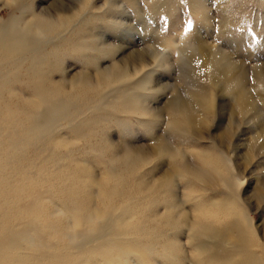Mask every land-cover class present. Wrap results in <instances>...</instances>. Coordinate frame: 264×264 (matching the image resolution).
I'll use <instances>...</instances> for the list:
<instances>
[{"label":"rangeland","instance_id":"rangeland-1","mask_svg":"<svg viewBox=\"0 0 264 264\" xmlns=\"http://www.w3.org/2000/svg\"><path fill=\"white\" fill-rule=\"evenodd\" d=\"M50 25L58 29L44 33L42 40L33 37ZM0 26L1 264L18 263L11 261L18 254L16 237L2 231L11 223L12 215L17 217L16 228L32 235L40 233L37 241L42 246L39 250H44L39 251L42 258L53 256L59 246L57 258L61 255L65 262L67 257L69 264H74L76 257L75 264H241L258 258L264 262V134L256 137L258 131L264 133V83L254 72L257 66L264 71V0H0ZM207 44L240 61L232 73L247 71L260 118L251 120L254 111L245 114L233 94L221 95L218 86L216 92L213 90L197 51ZM155 51L160 56L159 65L152 62ZM139 52L150 65L140 66L137 73L132 70L131 55ZM19 64L22 67H17ZM125 72L131 76L124 77ZM176 96L187 99L191 109L175 105ZM169 120L178 123L174 129ZM43 175L49 177L47 182ZM21 188L24 191H18ZM124 206L132 208L127 211ZM90 213H103L99 229L107 225L118 229L113 243L111 238L99 245L92 243L86 248L88 255L83 256L62 232L66 226L79 224L82 234V223ZM200 213L208 217L199 219ZM93 216L92 223L97 221ZM195 219L200 228L194 225ZM127 220L133 230L119 229ZM52 223L59 234L50 229ZM246 232L249 237L245 242L240 236Z\"/></svg>","mask_w":264,"mask_h":264},{"label":"bare ground","instance_id":"bare-ground-1","mask_svg":"<svg viewBox=\"0 0 264 264\" xmlns=\"http://www.w3.org/2000/svg\"><path fill=\"white\" fill-rule=\"evenodd\" d=\"M21 17V16H20ZM18 18V17H17ZM16 18V19H17ZM21 19V18H20ZM62 20V19H61ZM52 21V20H51ZM56 20H54V22H55ZM57 21H59V20H57ZM68 21V20H67ZM18 22V21H17ZM24 23V22H23ZM26 23V22H25ZM63 23H65V22H63ZM74 24V23H73ZM1 27V26H0ZM22 27V26H21ZM31 27V26H30ZM74 27V26H73ZM8 28V27H7ZM48 29H44V26H43V29L42 28H40L41 30H39V31H37L36 33H35V36H33V37H37L39 40H42L45 36L43 35L44 33L45 34H48L47 32H51L52 33V31H55L56 29H58L57 28V26H52V25H50L49 27H47ZM68 28V27H67ZM66 28V29H67ZM11 29V28H10ZM14 29H15V27H14ZM28 29H31V28H28ZM72 29V28H71ZM3 30H4V28H3ZM18 30V29H17ZM34 30V29H33ZM63 30V29H62ZM24 31V30H23ZM29 31V30H28ZM61 31V30H60ZM73 31H74V29H73ZM2 32V31H1ZM58 31H56V33H57ZM69 32V31H68ZM71 32V31H70ZM6 33V32H5ZM24 33V32H23ZM31 33H33V32H31ZM63 33V32H62ZM55 34V33H54ZM61 34V33H60ZM0 35H2V34H0ZM15 35V34H14ZM50 35V34H49ZM58 34H56V36H57ZM12 36H13V34H12ZM64 36H65V33H64ZM6 37V36H5ZM25 37H27V36H25ZM43 37V38H42ZM50 38V37H49ZM62 38H63V36H62ZM7 39H9V38H7ZM51 39H52V37H51ZM10 40V39H9ZM17 40V39H16ZM48 41H50L49 39H47ZM11 41V40H10ZM53 41V40H52ZM40 42V41H39ZM12 43L14 44V42L12 41ZM21 43V42H20ZM48 43V42H47ZM52 43V42H51ZM1 44V43H0ZM26 44V43H25ZM20 45V44H19ZM26 45H29L28 44V42H27V44ZM38 45V44H37ZM48 45V44H47ZM54 45V44H53ZM56 45V44H55ZM84 44H82L81 46H83ZM21 46V45H20ZM44 46H46V45H44ZM50 46V45H49ZM42 47V46H41ZM110 47V46H109ZM205 47V49L204 50H202L201 49V47H200V49H197V51H198V53H199V55H201V62H202V65H201V67L203 68V70L204 71H206L208 74H209V76H210V80L212 81L211 83L213 84V90L216 92L217 90H216V86H218L219 87V92L221 93V95H225V93H231V94H233L234 95V99H235V101H236V103L239 105V106H242V107H244V113L246 114L248 111H254V114L250 117L251 118V120H253V119H255V118H260V116H261V113L258 111V108L257 107H259L258 106V103H257V99L254 97V94L252 93V91H251V86L250 85H252L251 83H250V79H249V76H248V73H247V71L246 70H243V71H241V72H239V73H237V74H233L232 73V70H233V68L240 62V61H237V60H235L232 56H230V54L229 53H227V52H225V51H223V50H219V49H217V48H215V47H213V46H211V45H209V44H207V45H205L204 46ZM21 48V47H20ZM45 48V47H44ZM8 49V48H7ZM34 49V48H33ZM37 49V48H36ZM47 49V48H46ZM52 51L54 52V48L52 47ZM110 49V48H109ZM12 51V50H11ZM23 51H24V49H23ZM29 51V50H28ZM37 51H38V49H37ZM42 51L43 50H41V53H42ZM58 51V50H57ZM97 51V50H96ZM10 52V51H9ZM27 52V51H26ZM40 52V51H39ZM44 52H46V51H44ZM48 52V51H47ZM51 52V51H50ZM48 53V54H51V53ZM2 53V52H1ZM19 53H21V52H19ZM32 53V52H31ZM30 53V54H31ZM37 53V52H36ZM40 53V54H41ZM56 53V52H55ZM156 53H158L157 51H155L154 52V54L152 53V62H154L155 64H160V56L159 55H156ZM13 54V53H12ZM30 54H28V55H30ZM45 54V53H44ZM8 55V54H7ZM5 56L6 58L8 57V56ZM52 55H54V54H52ZM145 54L144 53H141V52H139L138 54H132L131 55V59H132V62L134 63V65H133V68H132V70H134V71H137V73L139 72V70H141V69H143L144 67H146L147 65H150V63L147 61V58H146V56H144ZM49 56V55H48ZM47 56V57H48ZM13 57H14V55H13ZM28 57V56H27ZM26 57V58H27ZM31 57V56H30ZM30 57H28V58H30ZM46 57V58H47ZM52 57V56H51ZM50 57V58H51ZM4 58V57H3ZM45 58V57H44ZM18 59V58H17ZM22 59V58H21ZM19 60V59H18ZM3 61V60H2ZM6 61V60H5ZM8 61H9V59H8ZM14 61V60H13ZM12 61V62H13ZM25 61V60H24ZM40 61H42V60H40ZM21 63H22V61H21ZM41 63V62H40ZM6 64V63H5ZM7 64H9V63H7ZM6 64V65H7ZM12 64V63H11ZM14 64V63H13ZM16 64L17 63H15V67H16ZM33 64V63H32ZM115 64V63H114ZM125 64V63H124ZM1 66H3L2 64H0ZM10 65V64H9ZM26 65V64H25ZM41 65V64H40ZM22 66H23V63H22ZM22 66H20V64H19V66H17V67H22ZM31 66V65H30ZM123 66V65H122ZM140 66H141V69H140ZM7 67V66H6ZM10 67V66H9ZM27 67H28V65H27ZM33 67V66H32ZM39 67V66H38ZM38 67H37V69H38ZM156 67V66H155ZM40 68V67H39ZM7 69H10V68H7ZM6 69V70H7ZM30 69V68H29ZM32 69V68H31ZM101 69V68H100ZM108 69V68H107ZM14 70H16V72H17V69H15L14 68ZM28 70V69H27ZM35 70H36V68H35ZM104 70H106V69H104ZM255 71V74H256V78H259L260 79V81L262 82V83H264V71H262V69H260V67L259 66H257V67H255V69H254ZM10 71V70H9ZM19 71V70H18ZM28 71H30V70H28ZM27 71V72H28ZM33 71V69L30 71V72H32ZM102 71V70H101ZM100 71V72H101ZM110 71H112V70H110ZM8 72V71H7ZM27 72H25V73H27ZM36 72V71H35ZM34 72V73H35ZM99 72V71H98ZM107 72V71H106ZM121 72V71H120ZM2 73V72H1ZM20 73H22V72H20ZM24 73V74H25ZM40 74L39 75H42L41 74V72H39ZM50 73V72H49ZM236 73V72H235ZM3 74V73H2ZM37 74V73H36ZM46 74H48L47 72H46ZM98 74H101V73H98ZM4 75H6V76H8L7 75V73L6 74H4ZM18 77H19V75H21V74H16ZM33 75V74H32ZM88 75V74H87ZM109 75V74H108ZM5 76V77H6ZM27 76V75H26ZM31 76V75H30ZM29 76V77H30ZM43 76H44V74H43ZM42 76V78H44ZM49 76V75H48ZM47 76V77H48ZM116 76V75H115ZM123 76L124 77H129V76H131V73H129V72H125L124 74H123ZM14 77V76H13ZM38 77V76H37ZM117 77V76H116ZM120 77H122L121 75H120ZM20 78H21V76H20ZM41 78V77H40ZM51 78H52V76H51ZM76 78V77H75ZM74 78V79H75ZM87 78V77H86ZM123 78V77H122ZM255 78V79H256ZM9 79V78H8ZM11 79V78H10ZM19 79V78H18ZM17 79V80H18ZM24 79V78H23ZM97 79V78H96ZM95 79V80H96ZM108 79V78H107ZM125 79V78H124ZM123 79V80H124ZM128 79V78H127ZM24 80H26V79H24ZM39 80H42V79H39ZM47 80V79H46ZM51 80V79H50ZM79 80V79H78ZM89 80V79H88ZM95 80H93V81H95ZM2 81H3V77H2ZM22 81V80H21ZM35 81H37L36 79H35ZM121 81V80H120ZM8 82H10L9 80H8ZM47 82V81H46ZM46 82H44V83H46ZM52 82V81H51ZM50 82V83H51ZM58 82V81H57ZM56 82V83H57ZM59 82H61V81H59ZM64 82V81H63ZM92 82V81H91ZM96 82H97V80H96ZM62 83V82H61ZM71 83V82H70ZM86 83H87V80H86ZM93 83V82H92ZM105 83V82H104ZM113 83H115V82H113ZM121 83V82H120ZM29 84V83H28ZM48 84L49 83H47V86H48ZM81 84H82V82H81ZM94 84H95V82H94ZM122 84H123V82H122ZM261 84V83H260ZM37 85V84H36ZM58 85H62V84H59L58 83ZM66 86H67V84H65ZM75 85V84H74ZM86 85V84H85ZM44 86H45V84H44ZM47 86H46V88H47ZM71 86H72V84H71ZM76 86V85H75ZM98 86V85H97ZM253 86V85H252ZM62 87V86H61ZM63 87H64V84H63ZM93 87V86H92ZM45 88V87H44ZM51 89V87H48V89ZM56 88H59V87H56ZM94 88V87H93ZM106 88V87H105ZM104 88V89H105ZM114 89H115V87H113ZM119 88V87H118ZM40 89V88H39ZM49 89V90H50ZM63 89V88H62ZM123 89V88H122ZM49 90H47V91H49ZM66 90V89H65ZM64 90V91H65ZM89 90H90V88H89ZM109 90V89H108ZM12 91H13V93H14V90L12 89ZM16 91V90H15ZM36 91V90H35ZM40 91H41V89H40ZM39 91V92H40ZM43 91H46V89L45 90H43ZM43 91H41V92H43ZM46 91V92H47ZM59 91V90H58ZM36 92H38V91H36ZM35 92V93H36ZM66 92V91H65ZM101 92V91H100ZM113 92V91H112ZM112 92H110V93H112ZM120 92V91H119ZM50 93V92H49ZM71 93V92H70ZM93 93V92H92ZM198 93V92H197ZM45 94V93H44ZM57 94V93H56ZM55 94V95H56ZM59 94V93H58ZM63 94H66V93H63ZM69 94V93H68ZM77 93H75V94H72V95H76ZM96 94V93H95ZM98 94V93H97ZM100 94V93H99ZM200 94V93H199ZM202 94H203V92H202ZM1 95V94H0ZM39 95V94H38ZM47 95V94H46ZM54 95V94H53ZM83 95V94H82ZM101 95V94H100ZM99 95V96H100ZM103 95H105V94H103ZM19 96V95H18ZM36 96V95H35ZM45 96V95H44ZM50 96V95H49ZM69 96L70 97H72L70 94H69ZM91 96V95H90ZM102 96V95H101ZM114 96V95H113ZM112 96V97H113ZM21 97V96H20ZM37 97V96H36ZM48 97V96H47ZM60 97H62V96H60ZM60 97H59V99H60ZM75 97V96H74ZM84 97V96H83ZM83 97H82V99H83ZM105 97V96H104ZM107 97V96H106ZM123 97V96H122ZM130 97V96H129ZM141 97V96H140ZM49 99H50V97H48ZM65 98H67V97H65ZM76 98H77V96H76ZM85 98H87L86 97V95H85ZM108 98H111V97H108ZM204 98V97H203ZM20 99V98H19ZM34 99H36V98H34ZM53 99H54V97H53ZM55 99H57V97L55 98ZM72 98H70L69 100H71ZM75 99V98H74ZM73 99V100H74ZM80 99V98H79ZM81 99V100H82ZM93 100L95 99L96 100V98H92ZM122 99V98H121ZM134 99V98H133ZM136 99V98H135ZM190 99V98H189ZM205 99V98H204ZM6 100V99H5ZM17 100V99H16ZM31 100V99H30ZM37 100V99H36ZM35 100V101H36ZM63 100H65V99H63ZM86 100V99H85ZM94 100V101H95ZM106 100V99H105ZM104 100V101H105ZM128 100H129V98H128ZM174 100H175V105L177 104V105H179L180 107H184V106H186V107H188V109L190 108L191 109V107H189L190 106V104L188 103V101H187V99H184L182 96H176L175 98H174ZM14 101V100H13ZM23 101V100H22ZM32 101H34L33 99H32ZM55 101V100H54ZM66 101H67V99H66ZM76 101V100H75ZM75 101H73V102H75ZM110 101V100H109ZM192 101V100H191ZM194 101H195V99H194ZM25 102H26V100H25ZM28 102V101H27ZM26 102V103H27ZM39 102H40V100H39ZM43 102V101H42ZM42 102H41V104L40 105H42ZM56 102V101H55ZM79 102V101H78ZM99 102V101H98ZM108 102V101H107ZM137 102V101H136ZM24 103V102H23ZM37 103V102H36ZM49 103V102H48ZM72 103V102H71ZM82 103H83V101H82ZM87 103V102H86ZM110 103V102H109ZM193 103V102H192ZM235 103V102H234ZM18 104V103H17ZM16 104V105H17ZM29 104V103H28ZM33 104V103H32ZM38 104V103H37ZM56 104V103H55ZM72 104H74V103H72ZM75 104H76V102H75ZM89 104V103H88ZM103 104V103H102ZM119 104V103H118ZM121 104V103H120ZM195 104V103H194ZM22 105H24V104H22ZM79 105H81V104H79ZM87 105V104H86ZM139 105V104H138ZM141 105V104H140ZM172 105V104H171ZM174 105V104H173ZM201 104H199V106H200ZM119 106V105H118ZM197 106V105H196ZM206 106V105H205ZM21 107H23V106H21ZM35 107V106H34ZM41 107V106H40ZM79 107V106H78ZM114 107H115V105H114ZM139 107V106H138ZM141 107V106H140ZM147 107V106H146ZM145 107V108H146ZM195 107V106H194ZM198 107V106H197ZM24 108V107H23ZM31 107H29V109H30ZM36 108V107H35ZM35 108H32V109H35ZM38 108V107H37ZM36 108V109H37ZM82 108V107H81ZM136 108V107H135ZM174 108V107H173ZM193 108V107H192ZM196 108V107H195ZM202 108H203V106H202ZM201 108V109H202ZM207 108H209V107H207ZM239 108V107H238ZM53 109V108H52ZM51 109V110H52ZM65 109V108H64ZM72 109V108H71ZM70 109V110H71ZM127 109V108H126ZM126 109H125V111H126ZM148 109H149V107H148ZM189 109V110H190ZM243 109V108H242ZM25 110V109H24ZM26 110H28V108H26ZM42 110V109H41ZM54 110V109H53ZM61 110H63V108L61 109ZM76 110V109H75ZM132 110V112H133V109H131ZM169 110V109H168ZM188 110V111H189ZM29 111H31V110H29ZM28 111V112H29ZM40 111V110H39ZM57 112H58V110H56ZM78 111V110H77ZM149 111V110H148ZM36 112V111H35ZM72 112V111H71ZM74 112V111H73ZM72 112V113H73ZM135 112H140V110H136ZM142 112V111H141ZM151 112V111H150ZM149 112V113H150ZM189 112H193L192 110L191 111H189ZM206 112V111H205ZM59 113V112H58ZM154 113H157L156 111L154 112ZM172 113V116H173V112H171ZM185 113V112H184ZM31 114V113H30ZM71 114V113H70ZM188 114V113H187ZM192 113H190V115H191ZM207 114V113H206ZM210 114V113H209ZM34 115V114H33ZM39 115L41 116V114L39 113ZM38 115V116H39ZM154 115V114H153ZM176 115V114H175ZM21 116V115H20ZM63 116V115H62ZM154 116H156V115H154ZM157 116H159L158 114H157ZM155 117L157 120H160L159 119V117ZM74 116L72 115V118H73ZM176 117L177 116H175V119H176ZM190 116H189V114H188V118H189ZM22 118V117H21ZM31 118H32V116H31ZM161 118H163V117H161ZM192 118H193V115H192ZM199 118V117H198ZM42 119V118H41ZM53 119H55L54 117H53ZM196 119V118H195ZM206 119V118H205ZM16 120V119H15ZM69 120H70V117H69ZM163 120V119H162ZM173 120V119H172ZM170 121L169 122V124H170V126H171V128H173L174 127V125H176V123L177 122H174V121ZM177 120H178V118H177ZM179 120H181V119H179ZM197 120V119H196ZM203 120V119H202ZM260 120V119H259ZM263 120V119H262ZM21 121V120H20ZM20 121H19V123H20ZM34 121V120H33ZM189 121V120H188ZM51 122V121H50ZM59 122H61V120L59 121ZM197 122V121H196ZM263 122V121H262ZM12 123V122H11ZM18 123V124H19ZM33 123V122H32ZM41 123V122H40ZM57 123V122H56ZM190 123V122H189ZM34 124V123H33ZM178 124V123H177ZM180 124V123H179ZM181 124H182V122H181ZM183 124H185V122H183ZM7 125V124H6ZM35 125V124H34ZM31 126V125H30ZM33 126V125H32ZM52 126V125H51ZM173 126V127H172ZM186 126V125H185ZM190 126V125H189ZM263 127H264V125H263ZM1 128V127H0ZM31 128V127H30ZM47 128V127H46ZM51 128H53V127H51ZM51 128H50V130H51ZM179 128V127H178ZM189 128V127H188ZM200 128V127H199ZM198 128V129H199ZM13 129V128H12ZM16 129V128H15ZM22 129V128H21ZM34 128H32V131H36V130H33ZM174 129V128H173ZM31 130V129H30ZM53 130V129H52ZM23 131V130H22ZM32 131H31V133H32ZM49 131V130H48ZM7 132H9V131H7ZM30 132V131H29ZM47 132V131H46ZM10 133V132H9ZM13 134V133H12ZM263 132L262 131H258L257 132V134H256V137H258V138H260L261 136H263ZM10 135V134H9ZM53 135V134H52ZM8 136V135H7ZM34 136V135H33ZM33 136H31V137H33ZM36 136V135H35ZM45 136V135H44ZM87 136V135H86ZM30 137V136H29ZM9 138V137H8ZM19 138V137H18ZM163 139H164V137H162ZM26 140H27V138H25ZM32 139V138H31ZM41 139V138H40ZM43 139V138H42ZM86 139V138H85ZM13 141L14 140H16V139H12ZM20 140H23V139H20ZM26 140H24V141H26ZM106 140V139H105ZM11 141V140H10ZM19 141V140H18ZM28 142H29V140H28ZM107 142V141H106ZM159 142V141H158ZM20 143V142H19ZM18 143V144H19ZM22 143V142H21ZM108 143V142H107ZM10 144V143H9ZM12 144V143H11ZM10 144V145H11ZM25 144V143H24ZM27 144V143H26ZM29 144V143H28ZM110 144V143H109ZM108 144V147H110V145ZM37 145V144H36ZM46 145V144H45ZM107 144H105L104 146H106ZM161 145V144H160ZM164 145V144H163ZM12 146V145H11ZM15 146V145H14ZM17 146V145H16ZM19 146H20V144H19ZM26 146V145H25ZM162 146V145H161ZM262 146V145H261ZM22 147V146H21ZM21 147H20V149H21ZM46 147H47V145H46ZM163 147V146H162ZM165 147H166V145H165ZM264 147V146H263ZM11 148V147H10ZM24 148V147H23ZM14 149V148H13ZM12 149V150H13ZM48 149V148H47ZM105 149H106V147H105ZM108 149V148H107ZM26 150V149H25ZM24 150V151H25ZM37 150V149H36ZM39 150V149H38ZM41 150V149H40ZM51 150V149H50ZM49 150V151H50ZM109 150V149H108ZM11 151V150H10ZM16 151V150H15ZM17 151H19V152H17ZM16 152L17 153H20V150H17ZM24 151H21V153L22 152H24ZM27 151V150H26ZM54 151V150H53ZM106 151V150H105ZM162 151H164V150H162ZM15 152V153H16ZM46 152V151H45ZM161 152V151H160ZM16 153V154H17ZM40 153V152H39ZM38 153V154H39ZM162 153V152H161ZM44 153H42V155H43ZM46 154H47V152H46ZM110 154L112 155V152H110ZM12 155V154H11ZM154 155V154H153ZM159 155V154H158ZM163 155H164V153H163ZM25 156V155H24ZM49 157L51 156V158H52V156L53 155H48ZM45 157V156H44ZM48 157V158H49ZM152 157V156H151ZM158 157V156H157ZM181 157V156H180ZM21 158V157H20ZM38 158V157H37ZM114 158H115V156H114ZM9 159V158H8ZM13 159V158H12ZM12 159H11V161H12ZM14 159H15V157H14ZM17 159V158H16ZM22 159V158H21ZM20 159V160H21ZM35 159V158H34ZM42 159V158H41ZM54 159V158H53ZM10 160V159H9ZM51 160V159H50ZM55 160V159H54ZM118 160V159H117ZM126 160V159H125ZM148 160V159H147ZM146 160V161H147ZM182 160V159H181ZM38 161H40V160H38ZM114 161V160H113ZM18 162V161H17ZM25 162V161H24ZM144 162V161H143ZM148 162V161H147ZM184 162V161H183ZM2 163V162H1ZM12 163V162H11ZM26 163H28V162H26ZM29 163H30V161H29ZM39 163H41V162H39ZM3 164H5V163H3ZM10 164V163H9ZM31 164V163H30ZM42 164V163H41ZM124 164V163H123ZM184 164V163H183ZM28 165V164H27ZM34 165V164H33ZM35 165H37V161H36V164ZM44 165H45V163H44ZM110 165V164H109ZM125 165H126V163H125ZM175 165V164H174ZM0 166H1V164H0ZM3 166V165H2ZM5 166V165H4ZM4 166L3 167H1V168H3V169H6V168H9V167H6V168H4ZM19 166V165H18ZM38 166H39V164H38ZM41 166V165H40ZM46 166V165H45ZM136 166V165H135ZM141 166V165H140ZM22 167V166H21ZM41 167H43V166H41ZM118 167V166H117ZM123 167H125V166H123ZM180 167V166H179ZM183 167V166H182ZM15 168V167H14ZM23 168V167H22ZM34 168V167H33ZM40 168V167H39ZM112 168L114 169V167L112 166ZM137 168V167H136ZM139 168V167H138ZM17 169V168H16ZM27 169H28V167H27ZM27 169L25 170V172H27ZM42 169V168H41ZM119 169V168H118ZM118 169H116V170H118ZM127 169V168H126ZM125 169V170H126ZM12 170V169H11ZM29 170V169H28ZM115 170V172H117ZM120 170V169H119ZM124 170V169H123ZM4 171V170H3ZM9 171V170H8ZM14 172L13 173H17L15 170H13ZM19 171H23L24 172V170H19ZM33 171H35V169H33ZM82 171V170H81ZM114 171V170H113ZM43 172V171H42ZM110 172V171H109ZM210 172V171H209ZM30 173V172H29ZM32 173V172H31ZM36 173V172H35ZM37 173H39V172H37ZM44 173H46V172H44ZM78 173V172H77ZM80 173V172H79ZM118 173H120V172H118ZM8 174V173H7ZM26 175H27V173H25ZM25 174H24V176H25ZM42 174V173H41ZM58 174V173H57ZM137 174V173H136ZM4 175V174H3ZM6 175V174H5ZM28 175H30V174H28ZM35 175V174H34ZM39 175V174H38ZM38 175H35V176H38ZM65 175V174H64ZM130 175V174H129ZM128 175V176H129ZM1 176V175H0ZM22 176V175H21ZM32 176V175H31ZM30 176V177H31ZM41 176V175H40ZM58 176V175H57ZM65 176H67L68 177V175H65ZM121 176V175H120ZM13 177V176H12ZM19 177V176H18ZM34 177V176H33ZM53 177V176H52ZM174 177H175V174H174ZM210 177V176H209ZM24 178V177H23ZM29 178V177H28ZM32 178V177H31ZM43 178H44V175H43ZM49 177L47 176V179H48ZM51 178V177H50ZM104 178V177H103ZM109 179H110V177H108ZM167 178V177H166ZM9 179V178H8ZM16 179V178H15ZM17 179H19V178H17ZM16 179V180H17ZM25 179V178H24ZM26 179H27V177H26ZM25 179V180H26ZM33 179V178H32ZM42 179V178H41ZM45 179V180H44ZM44 179H42V180H44V181H46L47 179L46 178H44ZM51 179H53V178H51ZM57 179V178H56ZM136 179V178H135ZM134 179V180H135ZM29 180V179H28ZM35 180H36V178H35ZM128 180V179H127ZM133 180V179H132ZM165 180V179H164ZM11 181V180H10ZM30 181H32V180H30ZM131 181V180H130ZM167 181H169V180H167ZM16 182V181H15ZM22 182H23V180H22ZM27 182V181H26ZM47 182V181H46ZM85 182V181H84ZM121 182V181H120ZM119 182V183H120ZM134 182V181H133ZM35 183H36V181H35ZM38 183V182H37ZM40 183H43V181L42 182H40ZM130 183V182H129ZM132 183V182H131ZM20 184V183H19ZM22 184V183H21ZM20 184V185H21ZM106 184V183H105ZM33 185H34V182H33ZM110 185H112V184H110ZM117 185H119L118 183H117ZM11 186V185H10ZM12 186H14L13 184H12ZM22 186H23V184H22ZM21 186V187H22ZM24 186H25V184H24ZM1 187V186H0ZM6 187V186H5ZM20 187V186H19ZM67 187V186H66ZM104 187V186H103ZM109 187V186H108ZM68 188V187H67ZM105 188V187H104ZM121 188V187H120ZM126 188V190H127V187H125ZM139 188V187H138ZM2 189H5V188H2ZM13 189V188H12ZM22 189L23 188H21V190H19L18 189V191H22ZM144 189V188H143ZM7 190V189H6ZM10 190V189H9ZM17 190V189H16ZM119 190V189H118ZM122 190H124V188L122 189ZM131 190H132V188H131ZM146 190V189H145ZM151 190V189H150ZM17 191V192H18ZM23 191H24V189H23ZM27 191V190H26ZM102 191V190H101ZM140 191V190H139ZM143 191V190H142ZM149 191V190H148ZM16 192V193H17ZM107 192V191H106ZM125 192V191H124ZM144 192V191H143ZM4 193V192H3ZM8 193V192H7ZM16 193H15V196H16ZM27 193V192H26ZM128 193V192H127ZM134 193V192H133ZM135 193H136V191H135ZM10 194V193H9ZM22 194H24V193H22ZM21 194V195H22ZM78 194V193H77ZM100 194V193H99ZM108 194V193H107ZM138 195H140L139 193H137ZM147 194V193H146ZM155 194V193H154ZM6 195V194H5ZM8 195V194H7ZM18 195V194H17ZM73 195H75V194H73ZM79 195V194H78ZM77 195V196H78ZM83 195V194H82ZM121 195V194H120ZM9 196V195H8ZM61 196V195H60ZM100 196V195H99ZM125 196V195H124ZM129 196H131L130 194H129ZM137 196V195H136ZM148 196V195H147ZM150 196V195H149ZM101 197V196H100ZM117 197V196H116ZM128 197V196H127ZM140 197V196H139ZM76 198H78V197H76ZM121 198V197H120ZM132 198V197H131ZM138 198V197H137ZM1 199H2V197H1ZM7 199V198H6ZM9 199H11V197L9 198ZM14 199H15V197H14ZM13 199V200H14ZM110 199V198H109ZM118 199V198H117ZM132 199H134V198H132ZM136 199V198H135ZM89 200V199H88ZM96 200V199H95ZM11 201V200H10ZM64 201V200H63ZM68 201V200H67ZM86 201V200H85ZM99 201H101V199L99 200ZM98 201V202H99ZM138 201H140V200H138ZM4 202V201H3ZM12 202V201H11ZM80 202V201H79ZM13 203V202H12ZM91 203V202H90ZM101 203V202H100ZM109 203V202H108ZM108 203H106L107 205H108ZM120 203V202H119ZM128 203H129V201H128ZM131 203V202H130ZM132 203H135V202H132ZM14 204V203H13ZM13 204H12V206H13ZM19 204V203H18ZM121 204V203H120ZM148 204V203H147ZM28 205V204H27ZM74 205V204H73ZM95 205H97L96 203H95ZM94 205V206H95ZM117 205H118V203H117ZM134 205V204H133ZM152 205V204H151ZM18 206H20V205H18ZM22 206H23V204H22ZM31 206H33V205H31ZM93 206V205H92ZM98 206V205H97ZM102 206V205H101ZM137 206V205H136ZM136 206H135V208H136ZM9 207V206H8ZM72 207V206H71ZM81 207V206H80ZM84 207V206H83ZM103 207V206H102ZM105 207V206H104ZM117 207V206H116ZM115 207V208H116ZM138 207V206H137ZM18 208V207H17ZM77 208V207H76ZM98 208V207H97ZM124 208H126V210H127V208H132V207H126V206H124ZM123 208V209H124ZM143 208V207H142ZM149 208H151V207H149ZM169 208V207H168ZM14 209H15V206H14ZM21 209V208H20ZM30 209H31V207H30ZM29 209V210H30ZM122 209V210H123ZM1 210V209H0ZM11 210V209H10ZM19 210V209H18ZM35 210V209H34ZM78 210H79V208H78ZM81 210V209H80ZM92 210H93V208H92ZM107 210V209H106ZM141 210V209H140ZM139 210V211H140ZM168 210V209H167ZM12 211V210H11ZM38 211V210H37ZM128 211V210H127ZM130 211V210H129ZM132 211H133V209H132ZM0 212H2V210L0 211ZM20 212V211H19ZM30 212V211H29ZM32 212V211H31ZM38 212H40V210L38 211ZM93 212H96V211H93ZM92 212V213H93ZM145 212V211H144ZM148 212V211H147ZM151 213H152V211H150ZM149 212V215L151 214ZM154 212V211H153ZM167 212V211H166ZM181 212V215H183V214H185V213H182V211H180ZM3 213V212H2ZM26 213V212H25ZM35 213V212H34ZM44 213V212H43ZM130 213V212H129ZM133 213H134V211H133ZM141 213V212H140ZM146 213V212H145ZM144 213V214H145ZM157 213V212H156ZM179 213V212H178ZM207 213V212H206ZM206 213H205V215H206ZM30 214V213H29ZM35 214H37V213H35ZM35 214H34V216H35ZM41 214V213H40ZM40 214H38L39 216H40ZM137 214H139V212L137 213ZM143 214V213H142ZM162 214V213H161ZM172 214V213H171ZM187 214V213H186ZM204 214V213H203ZM208 214V213H207ZM0 215H1V213H0ZM92 215H94L95 216V220L97 219V221L98 220H102L103 219V213H102V215H96L95 213L94 214H89V216H87L86 218H85V221H84V223H82V224H85V225H82V226H84L83 228V231L84 232H82V234L80 233V229L78 230V228H80V227H78V225H76V224H74V226H72V225H70L69 226V228H66L65 227V231H63L62 232V234L65 236V238H66V240L67 241H69V242H71V244H70V246L71 247H73V249H78L79 251L81 250L82 251V253H81V251H80V255H83V256H85V255H88V254H86V252L90 249V247H91V244L92 243H97L98 245H99V243H103V241H104V239H110L111 238V242L113 241L114 242V237L113 236H115L114 234L116 233V230L118 229V228H115V225L112 227V226H110V225H107L105 228H103V229H99L98 227L100 226L99 225V223H100V221H94V223H92L91 222V219H92ZM130 215H131V213H130ZM134 215V214H133ZM132 215V216H133ZM148 215V214H147ZM153 215V214H152ZM169 215V214H168ZM198 215V214H197ZM215 215H216V213H215ZM7 216V215H6ZM33 216V215H32ZM47 216V215H46ZM50 216V215H49ZM57 216V215H56ZM93 216V217H94ZM127 216H129V215H127V214H125V216L124 217H127ZM137 215H135V217H136ZM165 216V215H164ZM174 216H175V211H174ZM210 216V215H209ZM36 217V216H35ZM52 217H54V216H52ZM120 217V216H119ZM135 217H134V219H135ZM138 217V216H137ZM145 217V216H144ZM143 217V218H144ZM157 217V216H156ZM207 217H208V215H207ZM206 216H204V215H201V213H200V216H198V218L199 219H206L207 218ZM22 218V217H21ZM23 218H25V217H23ZM34 218V217H33ZM105 218V217H104ZM152 218V217H151ZM155 218V217H154ZM5 219V218H4ZM11 223L10 224H8V226L6 227L5 226V228H4V226H3V230L2 231H4L5 233H11V234H13V236L15 235V237H16V241H15V244H16V251L18 252V254L15 256V258L13 257V259L11 260V261H13V262H18L17 264H69V263H66V261H67V255H65V259H66V261L64 262V260H63V258L61 259V255H60V258H57V252H58V250H57V248H59V246L58 247H56V249H55V251H56V254H55V251H54V254L56 255V257H55V255L54 254H52L53 256H50L49 255V258L48 259H46L47 257L46 256H44L45 258H42L40 255H39V251H41V253H43L44 252V250H43V252H42V250H39L40 249V247L39 246H41V244L40 243H38L39 241H37V239H39V237H40V233H39V236H38V234H36L35 232H34V234L32 235L31 233H27V230H22L21 228H16V226H17V222H16V219H17V217H15L14 215H12L11 216ZM31 219V218H30ZM77 219V218H76ZM120 219V218H119ZM118 219V220H119ZM124 221H126L125 220V218H122ZM127 219V218H126ZM132 219H133V217H132ZM140 220H141V218H139ZM149 219H150V217H149ZM180 219V218H179ZM182 219V218H181ZM79 220H81V219H79ZM158 220V219H157ZM167 220V219H166ZM175 220V219H174ZM196 220V224H194V225H198L197 227H199L200 225V222L197 220V219H195ZM208 220V219H207ZM215 220V219H214ZM6 221H7V219H6ZM10 221V220H9ZM38 221V220H37ZM56 221V220H55ZM135 221H136V219H135ZM134 221V222H135ZM171 220H169V222H170ZM173 221V220H172ZM44 222H45V220H44ZM120 222V221H119ZM118 222V224H120ZM122 222V221H121ZM143 222H145V221H143ZM151 222V221H150ZM153 222V221H152ZM151 222V224H154V222L152 223ZM156 222V221H155ZM174 222V221H173ZM176 222V221H175ZM179 222V221H178ZM212 222V221H211ZM5 223V222H4ZM4 223H2V224H4ZM78 223V222H77ZM93 225H92V224ZM108 223L109 224H112L111 223V221H108ZM136 223V222H135ZM134 223V224H135ZM142 223V222H141ZM140 223V224H141ZM165 223V222H164ZM33 224V223H32ZM44 224V223H43ZM145 224L147 225L148 223H146L145 222ZM158 224H159V222H158ZM163 224V223H162ZM173 224V223H172ZM205 224H208V223H205ZM1 225V224H0ZM6 225V224H5ZM35 225V224H34ZM52 227H50V229L55 233V234H59L58 233V230L56 229V227H57V225L54 223H52V224H50ZM49 225V226H50ZM67 225V224H66ZM133 224H132V222L130 221V220H127V222H124V223H122V225L120 224V227H119V229H122V230H129V229H132V226ZM136 225H137V223H136ZM145 225V226H146ZM171 225V224H170ZM203 225V224H202ZM46 226H47V223H46ZM105 226V225H104ZM140 226H144V224H142V225H140ZM0 227H2V225L0 226ZM28 227V226H27ZM26 227V228H27ZM30 227H31V225H30ZM33 227V226H32ZM44 227V226H43ZM59 227V226H58ZM117 227H118V225H117ZM173 227V226H172ZM197 227H192V229L195 231V230H197L196 228ZM29 228V227H28ZM39 228V227H38ZM46 228V227H45ZM60 228V227H59ZM102 228V227H101ZM136 228V227H135ZM141 228V227H140ZM145 228H147V227H145ZM145 228H143L144 230H146ZM155 228V227H154ZM200 228V227H199ZM205 228V227H204ZM34 229V228H33ZM48 229V228H47ZM157 229V228H156ZM160 229H161V227H160ZM162 229H164V228H162ZM30 230H31V228H30ZM43 230V229H42ZM46 230V229H45ZM133 230V229H132ZM150 230V229H149ZM148 230V231H149ZM206 230H208L207 228H206ZM35 231V230H34ZM50 231V230H49ZM140 231V230H139ZM154 231V230H153ZM29 232V231H28ZM43 232V231H42ZM46 232V231H45ZM52 232V233H53ZM150 232V231H149ZM159 232V231H158ZM198 232H200V231H198ZM1 233V232H0ZM44 233V232H43ZM84 233V234H83ZM129 233H131V232H129ZM138 233V232H137ZM153 233H155V232H153ZM152 233V234H153ZM157 233V232H156ZM2 234V233H1ZM45 234V233H44ZM138 234H140V232L138 233ZM148 234V233H147ZM146 234V235H147ZM201 234H204V233H201ZM53 235V234H52ZM142 235V234H141ZM144 235V234H143ZM154 235V234H153ZM156 235H158V234H156ZM9 235H7L6 236V238L8 237ZM12 236V235H11ZM46 236H47V234H46ZM49 236V235H48ZM55 236V235H54ZM53 236V237H54ZM122 236V235H121ZM132 236H133V234H132ZM136 236H138V235H136ZM1 237V236H0ZM10 237V236H9ZM241 238H242V240L243 241H245L246 242V240H248V239H246V238H248L249 237V235L247 234V232H246V234L245 233H243L241 236H240ZM2 238V237H1ZM0 238V239H1ZM4 238V237H3ZM45 238V237H44ZM51 238V237H50ZM64 238V239H65ZM245 238V239H244ZM58 239V238H57ZM118 239H120V238H118ZM129 239V238H128ZM41 240V239H40ZM122 239H120L119 241H121ZM3 241V240H2ZM6 241H8V239H6ZM60 241V240H59ZM62 241H64L63 239H62ZM14 242V241H13ZM42 242V241H41ZM46 242V241H45ZM48 242V241H47ZM55 242V241H54ZM112 242V243H113ZM3 243H5V242H3ZM6 243H8V242H6ZM116 243V242H115ZM123 243H124V240H123ZM1 244V243H0ZM40 244V245H39ZM49 244H52V243H50L49 242ZM48 244V245H49ZM66 244V243H65ZM125 244V243H124ZM127 244V243H126ZM2 245V244H1ZM5 245V244H4ZM8 245V244H7ZM12 244H10L9 246H11ZM45 245V249H46V244L44 243L43 244V246ZM52 245H54V244H52ZM55 245H57L56 243H55ZM62 245V244H61ZM67 245V244H66ZM50 246V245H49ZM68 246V245H67ZM87 246L89 247V249L86 251V248H87ZM95 246V245H94ZM92 246L93 248V251H94V249H95V247H96V249H97V247L98 246ZM236 246V245H235ZM260 246V245H259ZM7 247V246H6ZM13 247H14V245H13ZM12 247V248H13ZM42 247V246H41ZM63 247H64V245H63ZM238 247H240L239 245H238ZM258 247V246H257ZM8 248V247H7ZM11 248V249H12ZM47 248H49L48 246H47ZM50 248H51V246H50ZM53 248V247H52ZM65 248H66V246H65ZM11 249H10V251H11ZM42 249V248H41ZM43 249H44V247H43ZM59 249H61V248H59ZM248 249H249V247H248ZM1 250V249H0ZM3 250V249H2ZM13 250V249H12ZM65 250V249H64ZM71 250V249H70ZM69 250V251H70ZM77 250V251H78ZM4 251H8L7 249H5ZM46 252L45 253H47L46 255H48V254H50L49 253V251H47V250H45ZM66 251V250H65ZM75 251V250H74ZM76 251V252H77ZM247 251V250H246ZM262 251V250H261ZM9 252V251H8ZM13 252H14V250H13ZM51 252V251H50ZM59 252H60V250H59ZM58 252V253H59ZM71 252H72V250H71ZM96 252H98V251H96ZM40 253V254H41ZM68 253V252H67ZM73 254H74V252H72ZM71 253V254H72ZM88 253H90V252H88ZM248 253H249V250H248ZM264 253V252H263ZM3 254H4V252H3ZM64 253L62 252V255H63ZM66 254V253H65ZM97 254V253H96ZM2 255V254H1ZM11 255H14V254H11ZM10 255V256H11ZM44 255V254H43ZM69 256V255H68ZM76 256V255H75ZM243 256V255H242ZM253 256V255H252ZM12 257V256H11ZM81 257V256H80ZM6 258V257H5ZM74 258V257H73ZM1 259V258H0ZM7 259V258H6ZM9 259V258H8ZM76 259H77V257H76ZM76 259H72V260H74V261H76L77 262V260ZM85 259H87V257L85 258ZM200 259H201V257H200ZM251 259V258H250ZM70 260H71V258H70ZM88 260V259H87ZM199 260V259H198ZM10 261V263H12ZM89 261V260H88ZM4 262V261H3ZM6 262H8V260H6ZM75 262V263H76ZM2 262H0V264H1ZM74 263V264H75ZM83 263V262H82ZM243 263H245V264H264V262H263V260L261 259V258H258V260L256 259V260H254V262H253V260H251V261H242V263L241 264H243ZM5 264V263H4ZM7 264H9V263H7Z\"/></svg>","mask_w":264,"mask_h":264}]
</instances>
